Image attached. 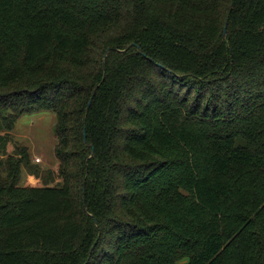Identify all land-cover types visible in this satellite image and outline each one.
I'll use <instances>...</instances> for the list:
<instances>
[{
  "label": "trees",
  "instance_id": "1",
  "mask_svg": "<svg viewBox=\"0 0 264 264\" xmlns=\"http://www.w3.org/2000/svg\"><path fill=\"white\" fill-rule=\"evenodd\" d=\"M45 111L0 264H264V0H0V133Z\"/></svg>",
  "mask_w": 264,
  "mask_h": 264
},
{
  "label": "rangeland",
  "instance_id": "2",
  "mask_svg": "<svg viewBox=\"0 0 264 264\" xmlns=\"http://www.w3.org/2000/svg\"><path fill=\"white\" fill-rule=\"evenodd\" d=\"M55 122V114L51 111L26 114L17 120L11 131L0 133V136H5L4 140L9 151L4 155V152L0 150V162H5L8 156L14 157L15 149H27L29 162L21 166L19 186L26 181L30 185L41 186L42 180L45 179H49L50 186L55 185L51 183L52 176L46 174V172L52 173L57 164L54 157L56 139L53 128ZM35 159H40L39 163H35ZM35 168L38 169L39 176L33 174L32 169ZM0 175L5 176L1 167ZM27 179L30 181L28 182Z\"/></svg>",
  "mask_w": 264,
  "mask_h": 264
},
{
  "label": "water",
  "instance_id": "3",
  "mask_svg": "<svg viewBox=\"0 0 264 264\" xmlns=\"http://www.w3.org/2000/svg\"><path fill=\"white\" fill-rule=\"evenodd\" d=\"M225 36H226V30L224 29L223 37H225ZM107 54H108V50H106V52H105L104 59L106 58ZM141 55L145 56L142 52H141ZM104 65H105V61H103V66H104ZM95 92H96V89L93 90V93H92L91 99H90V101H89L88 104H87V107H86V110H87V111H88V109H89V107H90V105H91V101H92V99H93V96L95 95ZM92 155H93V153L91 154V156H92Z\"/></svg>",
  "mask_w": 264,
  "mask_h": 264
},
{
  "label": "crops",
  "instance_id": "4",
  "mask_svg": "<svg viewBox=\"0 0 264 264\" xmlns=\"http://www.w3.org/2000/svg\"><path fill=\"white\" fill-rule=\"evenodd\" d=\"M28 180V182L30 181V179H27ZM28 183H27V181L25 182V183H23L22 184V186L21 187H24V186H26Z\"/></svg>",
  "mask_w": 264,
  "mask_h": 264
},
{
  "label": "built area",
  "instance_id": "5",
  "mask_svg": "<svg viewBox=\"0 0 264 264\" xmlns=\"http://www.w3.org/2000/svg\"><path fill=\"white\" fill-rule=\"evenodd\" d=\"M34 161L35 163H39L40 159H35Z\"/></svg>",
  "mask_w": 264,
  "mask_h": 264
}]
</instances>
